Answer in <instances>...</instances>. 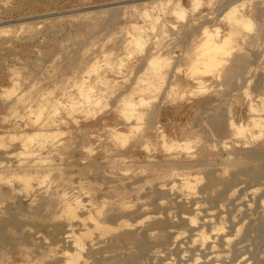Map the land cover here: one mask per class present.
<instances>
[{
	"label": "rangeland",
	"instance_id": "rangeland-1",
	"mask_svg": "<svg viewBox=\"0 0 264 264\" xmlns=\"http://www.w3.org/2000/svg\"><path fill=\"white\" fill-rule=\"evenodd\" d=\"M0 42V117L8 114L9 102L36 89L52 109L68 95L77 98L81 83L85 91L92 87L87 114L76 112L66 124L69 132L86 126L81 128L85 138L74 135V153L69 158L65 152V162H57L44 178L26 185L11 174L1 180L0 188L9 192H0L1 213L22 203L32 229L26 231L41 238L50 235L43 229L50 217L65 216L53 217L52 207L40 211L38 196L54 191V199L65 205L97 202L100 228L92 221L82 228L85 235L104 236L92 256L83 253L88 264H238L242 256L248 264H264V0H0ZM93 58L105 68L97 72L109 84L95 80L93 63L86 62ZM251 65L257 67L255 74L249 73ZM91 96H99V103L91 102ZM30 104L37 106L35 97ZM255 171L258 177L252 176ZM183 174L197 196L181 197L187 193ZM194 203L201 204L200 210ZM83 208L77 210L81 223L87 214ZM207 209L214 215L210 223L202 221ZM193 212L198 217L189 225ZM142 214L151 218H140L144 223L139 219L138 231L120 227L126 221L134 224ZM235 222L241 228L238 236ZM216 227H223L220 233ZM201 230L215 237L211 243L223 253L219 258L205 257L209 251L193 244ZM221 230L233 238L227 247ZM183 231L186 239L176 241L175 234ZM1 246L0 255H10L11 244ZM195 257L199 262L194 263Z\"/></svg>",
	"mask_w": 264,
	"mask_h": 264
},
{
	"label": "bare ground",
	"instance_id": "bare-ground-1",
	"mask_svg": "<svg viewBox=\"0 0 264 264\" xmlns=\"http://www.w3.org/2000/svg\"><path fill=\"white\" fill-rule=\"evenodd\" d=\"M24 1V0H23ZM27 2H29V0H26ZM247 2V1H246ZM145 15V14H144ZM156 21V20H155ZM250 26V24H249ZM251 27V26H250ZM249 27V28H250ZM248 28V27H247ZM152 29V28H151ZM251 29V28H250ZM246 30V29H245ZM247 31V30H246ZM250 33V32H249ZM32 35V32L30 33ZM34 34V33H33ZM203 34V33H202ZM210 34V33H209ZM207 36V34H206ZM28 38V37H27ZM26 38V39H27ZM208 38V37H207ZM212 38V37H211ZM16 39V38H15ZM19 39V38H18ZM17 39V40H18ZM30 39V38H29ZM227 39V38H226ZM13 40V39H12ZM11 40V41H12ZM206 41V40H205ZM204 41V42H205ZM208 41V40H207ZM20 42V41H19ZM208 44V43H207ZM0 45H2V42H0ZM12 45V44H11ZM205 45V44H204ZM215 45V44H214ZM10 46V45H9ZM8 46V47H9ZM1 47V46H0ZM208 47V46H207ZM262 47V46H261ZM211 50V49H210ZM212 51V50H211ZM158 52V51H157ZM205 52V51H204ZM44 53V52H43ZM159 53V52H158ZM208 53V51H207ZM207 53H204L205 55H207ZM159 55V54H158ZM203 55V54H200ZM153 56V55H152ZM48 57V56H47ZM156 57H159L156 55ZM197 57V56H196ZM214 57V56H213ZM105 58V57H104ZM210 58V57H209ZM217 59V58H215ZM220 60V59H219ZM89 61H91L90 67H92V70L96 72V77L95 80L99 83H101L102 85H107L111 82L110 79H108L107 77L103 75H101V73H98L99 70H104L105 68H102L101 66H97L95 65V60L93 59H87L86 62L87 64H89ZM151 61V59L149 60ZM211 61V60H210ZM28 63V62H27ZM34 63V62H33ZM193 63V62H192ZM192 63L190 65V68L192 66ZM209 63V62H208ZM207 63V64H208ZM211 63V62H210ZM224 63V62H223ZM238 63V61H237ZM247 63V62H246ZM10 64V63H9ZM31 64V63H30ZM29 64V65H30ZM86 64V65H87ZM213 64V63H212ZM217 64V63H216ZM7 65V64H6ZM209 65V64H208ZM218 65V64H217ZM242 65V64H241ZM8 66V65H7ZM6 66V67H7ZM34 66V65H33ZM195 65L192 66V68ZM0 67H1V62H0ZM31 67V66H30ZM202 67V66H201ZM213 66H211L212 68ZM142 69V68H141ZM194 69V68H193ZM195 70V69H194ZM197 70V69H196ZM199 70V69H198ZM98 71V72H97ZM200 71V70H199ZM205 71V70H204ZM203 71V73H204ZM207 71V70H206ZM257 67L256 65H251L249 66V73L251 74H255L257 72ZM179 72V71H178ZM191 73V72H190ZM196 73V72H195ZM45 74V73H44ZM194 74V72H193ZM201 74V71H200ZM35 75V73H34ZM199 75V74H198ZM208 75V74H207ZM219 75V74H218ZM217 75V76H218ZM247 75V74H246ZM15 76V75H14ZM188 76V75H187ZM193 76V75H192ZM58 78V77H57ZM70 79V78H69ZM71 80V79H70ZM172 80V79H171ZM59 81V80H58ZM72 82V81H71ZM16 83V82H15ZM31 83V82H29ZM143 83V82H142ZM74 84V83H72ZM70 85V84H69ZM68 85V86H69ZM71 86V85H70ZM74 86V85H73ZM71 86V87H73ZM85 84L81 83L79 85V88L77 90V98H72L71 96L68 95L66 101L62 102L61 105L59 103L60 106H57L56 108H52L49 109V107H47V103L45 101H43V99L40 97L42 96V93L40 90L38 91V89H36V92H34L33 94H22L20 95L18 98H16L15 100H13V102H9L6 106L5 109H7L8 114L4 115L2 117H0V181L3 179H5L7 177L8 174H11L12 176L15 175L16 177H21L22 180L24 181V184H29L26 183L30 182L29 180L32 179H38L39 180L41 178H44L45 176H47L50 173V170H52L53 168L55 169V165L57 164V162H65L64 158L62 156H65V152H67L66 155H72V153H74V151L72 150V144H73V136L77 135L79 136V138L81 140H83L85 138V130L81 131L83 128H85L86 126L81 125V128L77 129L76 132L75 131H68L69 127H66L67 124V120L71 117H74V113H80L81 111L85 114H87L88 112V108H86V104L87 99H89V94H91V88H89V90L85 91L83 88H85ZM14 88V87H13ZM49 88V87H48ZM87 88V87H86ZM85 88V89H86ZM66 89V88H65ZM64 89V90H65ZM198 91V90H197ZM190 93V91H189ZM2 97V96H1ZM31 97H35L36 98V105H31L30 104V99ZM99 96L96 97H92L91 96V102L94 103H99L98 101ZM3 101V100H2ZM57 102V101H56ZM55 102V103H56ZM135 102V101H134ZM252 103V102H251ZM52 104V103H51ZM58 104V102H57ZM132 105V104H129ZM251 105V104H250ZM127 106V105H126ZM261 106V105H260ZM125 107V106H124ZM129 107V106H128ZM4 108V107H3ZM33 108H36L33 110ZM250 108V107H249ZM251 109V108H250ZM28 112H27V111ZM26 111V112H25ZM124 111V110H123ZM215 112V111H214ZM263 112V111H262ZM35 114V117H33L32 115ZM128 113V112H127ZM131 115H134V111L133 109L130 110ZM255 113V112H254ZM38 114V115H37ZM264 115V114H263ZM38 116H42V120L39 121V123L37 122V117ZM219 117V116H218ZM261 117V116H260ZM40 118V117H39ZM129 120V116L127 117ZM258 118V117H257ZM131 121V120H130ZM129 121V122H130ZM261 121V120H260ZM4 122V123H2ZM37 122V124H36ZM258 122V120H257ZM131 123V122H130ZM133 123V122H132ZM256 123V122H255ZM254 123V124H255ZM263 123V122H262ZM134 124L136 125V123L134 122ZM264 124V123H263ZM5 125V128H2ZM130 125V124H129ZM128 125V127H129ZM133 125L132 128L135 126ZM227 126H233L231 123H226ZM254 126V125H253ZM219 127H221L220 125L218 126H214L213 129L218 130ZM255 128L257 126H254ZM259 127V126H258ZM136 128V127H135ZM262 129H264L263 127H261ZM131 129V128H130ZM238 131H241V129ZM243 131V130H242ZM113 133V132H112ZM219 133V132H218ZM90 134V133H89ZM242 134V133H241ZM7 135V139L4 138V136ZM111 135V134H110ZM114 135L117 136V133L114 132ZM113 135V136H114ZM243 135V134H242ZM10 136V138L8 137ZM112 136V135H111ZM112 136V138H113ZM115 136V137H116ZM6 137V136H5ZM240 137V135H239ZM260 137V136H259ZM211 138V137H210ZM243 138V137H242ZM16 140L19 141V144L17 145H12L11 143L16 142ZM113 140V139H112ZM114 140H116V138H114ZM60 142L61 145L59 148H57L55 150L54 145L57 144V142ZM111 141V140H110ZM238 141V140H237ZM259 141V139H258ZM244 142V141H243ZM263 142V141H262ZM254 143V142H253ZM252 143V144H253ZM110 144V143H109ZM245 145V144H244ZM10 146H12L11 148H9ZM214 146V145H213ZM252 146V145H251ZM114 148V147H113ZM109 149V148H108ZM115 149V148H114ZM113 149V150H114ZM111 151V150H110ZM117 151V150H115ZM246 152V151H245ZM256 152V151H255ZM53 153V154H52ZM182 153V152H181ZM257 153V152H256ZM13 154L15 155L16 158L13 157ZM250 154V153H249ZM53 155H57V156H53ZM67 156L70 158V156ZM120 155V154H119ZM251 155V154H250ZM253 155V154H252ZM25 156V157H24ZM255 156V155H253ZM104 157V156H103ZM221 161V160H220ZM257 161V160H256ZM218 162V161H217ZM216 163V162H215ZM221 163V162H220ZM209 164V163H208ZM219 164V163H218ZM240 164V163H239ZM172 165V164H171ZM207 165V164H206ZM223 165V164H222ZM221 165V167H222ZM227 166V164H226ZM122 167V166H121ZM129 167V166H128ZM110 168V167H109ZM108 168V169H109ZM31 169H34V171H30ZM142 169V168H141ZM222 169V168H221ZM66 170V169H65ZM190 170V169H188ZM61 171V170H60ZM253 171V170H252ZM225 172V171H224ZM228 171H226L227 173ZM4 174V176L2 175ZM192 175V174H191ZM260 175L259 171H255L253 173V177H258ZM173 176V175H172ZM185 175L183 174V182L182 185L184 188H182L180 186V189L182 188L183 190L185 189L187 191V193H184L183 196H181L182 198H185L188 195H192V184H191V179L188 177H184ZM186 176H190V175H186ZM174 178V176H173ZM177 178V177H176ZM181 179V177H179ZM178 179V178H177ZM20 181V179H19ZM5 182V181H4ZM21 182V181H20ZM32 182V181H31ZM163 182V181H162ZM7 183V182H6ZM156 183V182H155ZM168 183V182H167ZM177 183V182H176ZM206 183V182H205ZM2 184V183H1ZM0 184V185H1ZM175 185V183H173ZM3 185V184H2ZM156 185V184H155ZM159 185V184H158ZM162 185V184H161ZM171 185V184H170ZM169 185V186H170ZM154 187V186H153ZM168 187V186H167ZM159 188L160 187L159 185ZM165 188V187H163ZM173 188V186H170V189ZM175 188H178L175 187ZM251 188V187H250ZM25 189V188H24ZM167 189V188H166ZM174 189V188H173ZM16 190V189H15ZM15 190L13 192H15ZM165 190V189H164ZM196 190V189H195ZM47 191V190H46ZM45 191V192H46ZM177 191V190H175ZM249 191V190H248ZM0 192L1 194L4 195V193L8 194V191H4L2 188H0ZM19 192H21L19 190ZM44 192V191H43ZM42 192V193H43ZM54 191H51L49 194L44 195L43 197H40V193L38 196L40 199V211L44 210L45 208L47 209L48 207H52L53 210V214L52 216L55 217L57 216V214H61L64 215L65 217L63 218H57L56 219H52L50 217V219L48 220V226L45 228L43 227L44 230H49L50 235L47 237H43L39 236L38 232H31V226L30 224L27 222V220L24 219V214L27 213L26 212V206H24L22 203H16L12 206H8L5 210L4 213H1L0 211V246L1 245H9L11 244L12 248L10 249V255H6V256H1L0 255V264H88L89 260L87 259V256L83 255V253L86 251L88 254V256L91 255V253H95L97 251L96 245H100V243H102L101 238L104 236L101 233L98 235H94V233H91L90 235H85L87 234L85 231L83 232V227L85 228L87 226V221L89 222H94L93 226L98 224V212L99 208L98 206H96L95 203L97 202H88L86 204H83L84 207H86V217H84L83 219L85 220V223H81L80 221V217H82L81 214L78 213V208L79 206H81L83 208L82 205H77L75 203L72 202V204L70 205H65L61 199H58V202L56 199H54L53 195ZM171 191L169 190L168 193H170ZM181 192V191H180ZM179 191H177V193L180 194ZM185 192V191H183ZM192 192V194H190ZM18 193V191H17ZM66 196H68L69 192H64ZM182 193V192H181ZM256 194L255 190L251 189L250 194ZM13 194V193H12ZM16 194V193H14ZM21 194V193H20ZM28 194V193H27ZM172 194V193H170ZM187 194V195H185ZM17 195V194H16ZM26 195V194H25ZM196 194L194 193L192 196H195ZM14 196V195H13ZM28 196V195H26ZM180 196V195H179ZM185 196V197H184ZM197 196V195H196ZM199 196V195H198ZM249 196V195H248ZM33 197V196H32ZM31 197V198H32ZM70 197V196H69ZM175 197V196H174ZM15 198V197H14ZM68 198V197H67ZM71 198V197H70ZM179 198V197H177ZM181 198V199H182ZM192 198V197H191ZM247 198V197H246ZM66 199V198H64ZM190 199V198H189ZM253 199V197L251 198ZM32 203L35 199H31ZM37 200V199H36ZM69 200V199H68ZM178 200V199H177ZM185 200V199H184ZM31 202V201H30ZM29 202V203H30ZM38 202V201H37ZM160 202V201H159ZM182 202V201H180ZM185 202V201H184ZM198 202V201H197ZM186 203V202H185ZM262 203V210H264V201H261ZM34 204V203H33ZM82 204V203H81ZM164 204V203H162ZM195 204V211L200 210V205L197 206L198 204ZM250 204V203H249ZM185 205V204H182ZM243 205V204H242ZM248 205V204H247ZM33 206V205H32ZM72 206V207H71ZM161 206V205H160ZM165 206V205H164ZM220 206V204H219ZM237 206V205H236ZM235 206V208H236ZM249 206V205H248ZM138 207V206H137ZM140 207V206H139ZM163 207V206H161ZM184 207V206H183ZM186 207V206H185ZM245 207V206H244ZM247 207V206H246ZM59 208H62V210L60 211ZM98 208V209H97ZM124 207H122V210ZM190 208V207H188ZM194 208V207H193ZM221 208V207H220ZM84 209V208H83ZM137 209V208H136ZM203 209V208H202ZM237 209H239L237 207ZM38 210V209H37ZM78 210V211H77ZM169 210V209H168ZM205 210V209H204ZM82 211V210H81ZM85 211V210H84ZM164 211V210H163ZM167 211V210H166ZM165 211V212H166ZM194 211V212H195ZM211 211V210H210ZM239 211V210H238ZM122 212V211H121ZM171 212V211H170ZM193 212V213H194ZM203 212V211H202ZM208 209H207V214H205L202 218V221L206 222V223H210L211 222V217L213 219L214 215L210 214V212L208 213ZM36 213V215L40 216V212L36 211L34 212ZM38 213V214H37ZM197 215L201 213L195 212ZM194 213V214H195ZM44 214V213H43ZM111 214V213H109ZM172 214V212H171ZM182 214V213H181ZM195 215L193 216H187V222L189 223V225L194 224L195 223ZM220 215V213H218ZM217 214V215H218ZM42 215V214H41ZM46 215V214H45ZM151 215V214H150ZM164 215V214H163ZM167 215V214H166ZM170 214H168L169 217ZM173 215V214H172ZM160 217V215H158ZM156 216V217H158ZM171 216V215H170ZM183 215H181L182 217ZM223 216V215H222ZM44 217V215H43ZM46 217V216H45ZM60 217V216H58ZM108 217V215H107ZM144 217V220H147L149 218H151V216H147L146 214H142L141 217H138L137 220L134 222V224H130L127 221L123 222L122 224H120L121 228H134L135 230H137V225L139 222H141L140 218ZM153 217V216H152ZM173 217V216H171ZM185 217V215L183 216ZM221 217V215H220ZM247 217V216H246ZM155 218V216H154ZM174 218V217H173ZM225 218V217H224ZM227 218V217H226ZM230 219L232 218L231 216L229 217ZM39 219V218H38ZM140 219V220H139ZM167 219V218H166ZM185 219V218H184ZM209 219V220H208ZM220 219V218H219ZM218 219V220H219ZM40 220H44L41 218L40 216ZM139 220V221H138ZM144 220H142L141 223H144ZM169 220V218L167 219ZM174 220V219H172ZM198 220V219H197ZM208 220V222H207ZM222 220V219H221ZM228 220V219H227ZM155 221V220H154ZM165 221V220H164ZM199 221V220H198ZM215 221V220H214ZM241 222V220H239ZM238 221V222H239ZM47 222V221H46ZM146 222V221H145ZM171 222V221H170ZM223 222V221H222ZM232 222V221H231ZM28 223V224H27ZM53 223V224H51ZM132 223V222H131ZM140 223V224H141ZM201 223V222H200ZM237 222H235L236 224ZM218 224V222H217ZM223 224V223H222ZM238 224V223H237ZM242 224V223H241ZM39 225L38 227H42V224H37ZM142 225V224H141ZM145 225V224H144ZM184 225V224H183ZM186 225V224H185ZM184 225V226H185ZM201 225V224H200ZM208 225V224H207ZM206 225V226H207ZM215 225V224H213ZM220 225V223H219ZM94 226V227H95ZM98 226V225H97ZM101 226V225H100ZM100 226H98L100 228ZM129 226V227H128ZM202 226V225H201ZM223 226V225H221ZM236 226V225H235ZM242 226V225H241ZM29 228L31 231L27 230L26 228ZM37 227V228H38ZM93 227V228H94ZM141 227V226H140ZM143 227V226H142ZM213 227V226H212ZM236 234H232L234 236H238V234L241 232V228L238 224V226H236ZM162 228V227H161ZM166 228V227H165ZM164 228V229H165ZM190 228V227H189ZM203 228V226H202ZM223 227H216L214 232L219 231L220 229H222ZM255 228V227H254ZM87 229V227H86ZM89 229V228H88ZM92 229V228H91ZM90 229V230H91ZM98 229V228H97ZM119 230V228H117ZM143 229V228H142ZM145 229V228H144ZM151 229V228H150ZM208 229H212V228H208ZM93 230V229H92ZM96 230V229H95ZM122 230V229H121ZM133 230V229H131ZM139 230V229H138ZM137 230V231H138ZM141 230V229H140ZM198 230V229H197ZM129 231V230H128ZM146 231V230H145ZM151 231V230H150ZM168 231V230H167ZM207 231V230H206ZM223 230H221L222 232ZM93 232V231H92ZM131 232V231H130ZM192 232V231H191ZM212 231L211 234L214 233ZM133 233V232H132ZM140 233V232H139ZM145 233V232H144ZM147 233V232H146ZM153 232L149 233L150 236L154 235L152 234ZM155 233V232H154ZM172 234V232H170ZM175 233V231H174ZM210 233V231H209ZM220 233V232H217ZM216 233V234H217ZM38 234V235H37ZM196 234V233H193ZM223 234V232L221 233ZM16 235V236H15ZM169 235V234H168ZM215 235V234H214ZM213 235V236H214ZM227 235V233H226ZM223 236L222 238H224V243L225 246L229 245L233 238L232 237H228V236ZM184 236V231L183 232H177L175 234V240L178 239L179 237ZM190 236V235H189ZM195 236V235H194ZM143 237V236H142ZM149 237V236H148ZM171 237V235H170ZM186 239V236H184ZM188 237V236H187ZM121 238V239H120ZM118 240L122 241L125 240L127 238V236L125 235L123 238L120 237ZM144 238V237H143ZM182 238V237H181ZM215 238L212 237L211 235L207 234L205 232V230H201L198 232L197 234V238L195 236V239L192 240L193 244L197 245L200 247V250H202V248L206 249V251L208 250L209 252L205 255V257L207 258H211V259H217L220 257V254L217 253L216 247L215 245H213L211 243V239ZM235 238V237H234ZM113 239V238H112ZM111 239V240H112ZM171 239V238H170ZM116 240V239H115ZM180 240V239H179ZM106 241L108 242V240L106 239ZM177 241V240H176ZM175 241V243H177ZM214 241V240H213ZM116 242V241H115ZM118 242V241H117ZM174 242V241H173ZM105 243V242H104ZM120 243V242H119ZM183 243L185 244V242L183 241ZM189 243V242H187ZM15 244V245H14ZM221 244V243H220ZM223 244V243H222ZM239 244V243H237ZM224 245V244H223ZM222 245V246H223ZM184 246V245H183ZM188 246V244L186 245ZM193 246V245H192ZM216 246H219L216 245ZM221 246V247H222ZM3 246H1L2 248ZM8 247V246H6ZM5 247V248H6ZM138 247V246H137ZM172 247V246H171ZM178 247V246H177ZM181 247V246H179ZM224 247V246H223ZM227 247V246H226ZM101 248V247H100ZM107 248V247H105ZM184 248V247H183ZM181 248V249H183ZM186 248V247H185ZM193 248V247H192ZM231 248V247H230ZM7 249V248H6ZM104 249V248H103ZM198 249V248H197ZM225 249V248H224ZM196 250V249H195ZM222 250V249H221ZM240 250V249H239ZM99 251V250H98ZM229 251V250H227ZM8 252V251H7ZM106 252V251H105ZM110 252V251H109ZM240 252V251H239ZM99 253V252H98ZM107 253V252H106ZM115 253V252H114ZM118 253V251H117ZM181 253V250H180ZM199 253V252H197ZM195 253V254H197ZM205 253V252H204ZM203 253V254H204ZM3 254V253H1ZM105 254V253H104ZM110 254V253H109ZM218 254V255H217ZM97 255V254H96ZM115 255V254H114ZM118 255V254H117ZM120 255V254H119ZM141 255V254H140ZM185 255H187L186 251H185ZM189 255V254H188ZM187 255V258H188ZM192 255V254H191ZM226 255V254H224ZM223 255V256H224ZM238 255V254H237ZM92 256V255H91ZM124 256V255H123ZM181 256V255H180ZM184 255H182L181 257L183 258ZM241 256V255H239ZM94 257V255H93ZM102 258L104 256H101ZM115 257V256H114ZM238 257V256H237ZM3 258V259H2ZM97 258V257H95ZM121 258V257H120ZM194 258V257H192ZM202 258V256H201ZM251 258V257H250ZM94 259V258H93ZM98 259V258H97ZM96 259V260H97ZM117 259V257H116ZM190 259V257H189ZM188 259V260H189ZM237 259V258H236ZM239 259V258H238ZM237 259V260H238ZM92 260V259H91ZM184 260V259H183ZM182 260V261H183ZM199 258L195 257V261L194 263L199 262ZM219 260V259H218ZM88 261V262H87ZM92 262V261H91ZM103 262V261H102ZM105 262V261H104ZM110 262V261H109ZM185 262V261H184ZM189 262V261H188ZM187 262V263H188ZM121 263V262H119ZM165 263V262H164ZM210 263V262H209ZM234 263V262H233ZM237 263V262H236ZM96 264V263H95ZM97 264H101L100 260H97ZM114 264V263H113ZM167 264H174V263H169L167 261ZM183 264V263H182ZM189 264H193L192 262ZM206 264V263H205ZM208 264V263H207ZM213 264V262H212ZM218 264V263H217ZM238 264H248V259L245 258V256L241 257L240 261Z\"/></svg>",
	"mask_w": 264,
	"mask_h": 264
}]
</instances>
